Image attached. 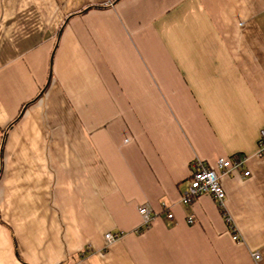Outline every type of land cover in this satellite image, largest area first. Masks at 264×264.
I'll list each match as a JSON object with an SVG mask.
<instances>
[{
	"label": "crops",
	"instance_id": "obj_1",
	"mask_svg": "<svg viewBox=\"0 0 264 264\" xmlns=\"http://www.w3.org/2000/svg\"><path fill=\"white\" fill-rule=\"evenodd\" d=\"M263 129L264 0H0V264H264Z\"/></svg>",
	"mask_w": 264,
	"mask_h": 264
},
{
	"label": "built area",
	"instance_id": "obj_2",
	"mask_svg": "<svg viewBox=\"0 0 264 264\" xmlns=\"http://www.w3.org/2000/svg\"><path fill=\"white\" fill-rule=\"evenodd\" d=\"M260 152L264 153V129L261 132L260 141ZM247 159L244 157H234L233 159H219L215 168H210L205 165L202 161L197 160L195 162L196 171L192 175L188 188L181 197L180 203L183 205H190L194 200L198 199L203 195H211L217 203L223 218L231 231L233 240L235 242H241V235L235 224L233 217L230 215L227 209V197L226 193L221 185V177L224 175H234L245 168ZM243 177H248L250 172L241 173ZM166 210L167 218L172 220L174 218L173 213L167 207ZM139 214L142 218L143 224L149 229L153 223L157 213L149 209L148 207H140ZM196 219L193 215L188 217V223L194 224ZM122 234L106 235L105 239L108 245L117 242L122 238ZM254 258L259 260V254H255Z\"/></svg>",
	"mask_w": 264,
	"mask_h": 264
},
{
	"label": "trees",
	"instance_id": "obj_3",
	"mask_svg": "<svg viewBox=\"0 0 264 264\" xmlns=\"http://www.w3.org/2000/svg\"><path fill=\"white\" fill-rule=\"evenodd\" d=\"M45 90H43V92H44Z\"/></svg>",
	"mask_w": 264,
	"mask_h": 264
}]
</instances>
